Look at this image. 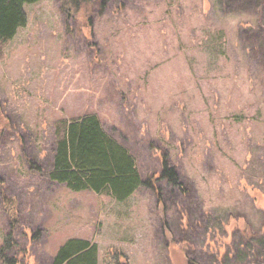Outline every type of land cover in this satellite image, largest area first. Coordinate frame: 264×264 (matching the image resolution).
Listing matches in <instances>:
<instances>
[{
	"label": "rangeland",
	"instance_id": "rangeland-1",
	"mask_svg": "<svg viewBox=\"0 0 264 264\" xmlns=\"http://www.w3.org/2000/svg\"><path fill=\"white\" fill-rule=\"evenodd\" d=\"M23 8L0 40V264L70 238L98 264H264V0ZM89 115L146 182L123 201L51 178L63 122Z\"/></svg>",
	"mask_w": 264,
	"mask_h": 264
},
{
	"label": "trees",
	"instance_id": "trees-1",
	"mask_svg": "<svg viewBox=\"0 0 264 264\" xmlns=\"http://www.w3.org/2000/svg\"><path fill=\"white\" fill-rule=\"evenodd\" d=\"M37 1L0 0V40L11 39L18 28L25 26L23 6ZM162 165L160 177L180 186L176 168L166 161ZM51 178L76 192L107 190L118 201L125 200L146 183L138 175L129 151L103 131L94 115L63 122ZM0 257H5L2 249ZM10 264L16 261L10 260ZM50 264H98V247L88 240L70 238L57 249Z\"/></svg>",
	"mask_w": 264,
	"mask_h": 264
}]
</instances>
